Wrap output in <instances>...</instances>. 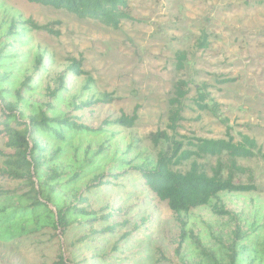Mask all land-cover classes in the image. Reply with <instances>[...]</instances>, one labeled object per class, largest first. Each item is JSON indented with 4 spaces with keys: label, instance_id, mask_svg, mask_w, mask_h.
<instances>
[{
    "label": "rangeland",
    "instance_id": "374dc122",
    "mask_svg": "<svg viewBox=\"0 0 264 264\" xmlns=\"http://www.w3.org/2000/svg\"><path fill=\"white\" fill-rule=\"evenodd\" d=\"M128 3L133 20L123 21L113 30L64 10L23 0H0V27L15 22L17 33L26 36L24 45L13 43L10 37L2 40L7 52L14 51L15 61L24 62L19 81L29 78L34 89L31 93L20 90L23 102L18 111L27 117L33 108L51 106L54 112L48 116L55 117L72 113L74 104L106 95L111 102L78 114L90 113L92 120L84 117V121L99 127L105 119L131 116L137 109L138 119L132 129H108L105 137L79 146L77 141L78 148L70 155L79 158L92 155L98 145L105 144L111 155L126 153V158L136 163L146 159L154 162L158 154L171 153L168 142H151L157 132H165L173 142L184 144L194 139L227 137L239 143L247 136L264 154V0ZM34 26L46 30H35ZM179 54L185 56L182 72L176 70ZM38 59L42 63L35 69ZM71 60L82 61L86 76L64 74ZM88 77L93 81L90 93L83 90ZM62 79L66 90L58 92ZM178 80L186 81L189 91L183 103V121L173 134L168 130V103ZM53 94L60 95L59 104ZM12 95L6 97L7 102H16ZM200 97H204L203 102ZM196 103L207 108L201 110ZM218 162L226 163V158L197 161L208 174ZM189 164L174 170L186 172ZM237 166L240 170L234 175V183L254 185V192L220 194L209 206L180 217L146 191L137 196L108 194L98 198L94 207L111 205L121 215L114 218L116 221L126 219L130 227L140 226L142 234L147 229L142 237L137 236L142 241L137 249L144 251L137 258L145 257L143 264H229L234 252L245 258L247 253L242 248L264 246V159H240ZM27 185L0 183V207L15 206L17 199L28 192ZM67 202L75 203L74 198ZM215 210L226 214H216ZM180 222L185 225L183 229ZM253 224L262 225V229L253 230ZM182 235L186 237L183 242ZM58 236L55 248L50 244L47 251L34 254V258L0 245V264H41L47 253L62 252L67 258L69 250ZM90 253L84 251L85 257L79 259H89Z\"/></svg>",
    "mask_w": 264,
    "mask_h": 264
},
{
    "label": "trees",
    "instance_id": "16d2710c",
    "mask_svg": "<svg viewBox=\"0 0 264 264\" xmlns=\"http://www.w3.org/2000/svg\"><path fill=\"white\" fill-rule=\"evenodd\" d=\"M23 1L64 10L79 19L94 20L113 30H117L123 21L133 20L128 13L129 0ZM16 24L12 22L8 27L5 24L0 27V34L4 33L0 36V183L25 182L28 192L17 199L15 206L0 207V245L34 258V254L47 251L50 244L55 248L59 244V234L69 250L67 258L62 252L58 255L47 253L42 257L41 264H143L145 257L137 258L139 253L144 252L137 249L138 244H142L137 236L142 237L147 229L142 234V227H130L126 219L116 221L114 218L120 217V212L114 211L111 205L94 207L98 198L116 192L137 196L146 191L153 199L166 203L174 216L180 217L209 206L220 194H245L256 190L254 185L233 181L240 170L238 160L264 159L261 148L247 136H243L239 143L227 137V140L194 139L184 144L173 142L165 132H157L151 137V142L154 145L168 142L171 153L158 154L154 162L146 159L136 163L135 159L128 160L126 153L111 155L105 144L98 145L88 157L70 155L71 150H77L79 145L108 135V129H132L138 119L137 109L131 116L121 114L114 119H105L99 127L90 126L84 121V117L92 120L90 113L85 116L78 114L85 110L91 112L96 106L111 102L103 95L74 104L72 113L49 117L48 113L54 112V107L49 106L33 108L25 117L18 111L19 103L23 102L20 90L31 93L34 89L29 78L19 81L24 62L15 61L14 51L7 52L2 44V40L9 37L15 44H25L26 36L17 33ZM34 28L46 30L45 27ZM23 30L26 31L25 28ZM184 61V54H179L176 63L178 72L184 70ZM41 63L42 59H38L35 69ZM64 74L86 76L82 61L71 60ZM18 85L20 89H17ZM92 85L93 81L88 77L83 90L90 93ZM59 87L58 92H65L63 79ZM188 91L186 81L175 83L168 103V130L173 134L183 121V103ZM11 95L16 102L6 101V97ZM59 97L52 95L57 104L61 102ZM203 98L200 97L201 102ZM196 104L201 110L207 108L206 105ZM205 157H225L226 163L218 162L208 174L197 163ZM184 163H190L186 172L174 170ZM69 198H74L75 203H68ZM215 213L226 214L223 210H215ZM179 226L183 229L185 225L180 222ZM251 228H258L259 231L262 225L253 224ZM73 230L75 233L72 234ZM185 238L182 235L181 242ZM180 246L175 251L177 255ZM86 250H91L90 258L80 260ZM241 250H245L247 256L239 258L234 252L229 264H264L263 245ZM78 251L81 252L77 255Z\"/></svg>",
    "mask_w": 264,
    "mask_h": 264
}]
</instances>
